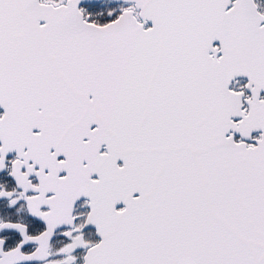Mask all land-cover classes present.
<instances>
[{"label": "snow or ice", "instance_id": "obj_1", "mask_svg": "<svg viewBox=\"0 0 264 264\" xmlns=\"http://www.w3.org/2000/svg\"><path fill=\"white\" fill-rule=\"evenodd\" d=\"M0 264H264V0H0Z\"/></svg>", "mask_w": 264, "mask_h": 264}]
</instances>
